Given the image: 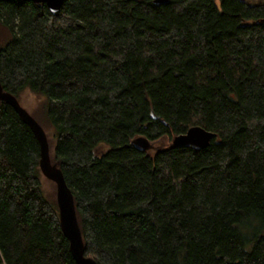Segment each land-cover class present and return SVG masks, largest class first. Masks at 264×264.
Listing matches in <instances>:
<instances>
[{"label": "trees", "instance_id": "16d2710c", "mask_svg": "<svg viewBox=\"0 0 264 264\" xmlns=\"http://www.w3.org/2000/svg\"><path fill=\"white\" fill-rule=\"evenodd\" d=\"M264 3L0 0L1 92L47 97L97 264H264ZM192 126L206 148L131 144ZM33 128L0 95V264H78Z\"/></svg>", "mask_w": 264, "mask_h": 264}, {"label": "water", "instance_id": "95a60500", "mask_svg": "<svg viewBox=\"0 0 264 264\" xmlns=\"http://www.w3.org/2000/svg\"><path fill=\"white\" fill-rule=\"evenodd\" d=\"M34 2L46 3L50 10L59 11L65 0H31ZM168 0H155V3H167ZM258 22L264 24V18ZM0 95L3 99L8 100L17 109L21 116L33 128L35 134L40 142L42 149L41 168L43 174L53 179L57 184V205L59 209L60 222L65 235L70 241L71 252L78 264H97L92 258L85 257V248L82 237V232L78 222L76 207L74 203V196L68 187L63 173L59 168L51 163L50 147L47 134L40 124L23 108L20 106L17 98L2 93L0 86ZM216 133L207 130L202 126H192L186 133L176 135L173 138L171 146L191 147L197 150L209 146L211 140L215 138ZM135 147L141 150H148L152 146L145 137H137L131 141Z\"/></svg>", "mask_w": 264, "mask_h": 264}, {"label": "rangeland", "instance_id": "374dc122", "mask_svg": "<svg viewBox=\"0 0 264 264\" xmlns=\"http://www.w3.org/2000/svg\"><path fill=\"white\" fill-rule=\"evenodd\" d=\"M222 0H215L216 4L221 7ZM245 2L255 5L262 4L264 0H244ZM18 102L21 107H23L44 129L49 140V147L53 149L55 143L54 128L48 118L46 113L45 104L47 102V97L40 96L30 89H26L21 92L18 96ZM173 143V138L163 136L152 142V146L148 149L150 154H154L159 149H164L171 146ZM42 189L43 193L48 200H50L55 206L57 205V184L56 182L46 176L41 174ZM58 206V205H57Z\"/></svg>", "mask_w": 264, "mask_h": 264}]
</instances>
